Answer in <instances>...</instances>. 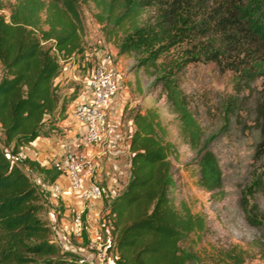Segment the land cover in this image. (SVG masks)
Listing matches in <instances>:
<instances>
[{"label": "trees", "instance_id": "1", "mask_svg": "<svg viewBox=\"0 0 264 264\" xmlns=\"http://www.w3.org/2000/svg\"><path fill=\"white\" fill-rule=\"evenodd\" d=\"M80 1L94 5V19L119 56H140L138 66L158 73L180 134L196 154L198 186L221 196L218 160L206 146L210 137L204 138L189 110L178 74L189 64L213 63L234 75L232 94L221 108L222 127L232 120L242 129L249 120L250 129L258 132L254 156L260 158L264 154V26L248 15L242 0ZM78 2L0 0V12L7 11L6 16L0 13V264H87L81 255L53 241L52 229L40 215V191L17 161L20 148L59 134V123L80 96L76 85L62 97L54 86L59 61L84 56ZM259 11L264 13V3ZM258 80L261 85L254 89ZM130 121L128 180L105 203L101 219L112 264H212L188 245L191 236L204 230L205 219L183 202L173 201L169 159L176 156V149L167 141L158 114L148 108L133 113ZM23 163L34 173H46L34 160ZM263 176L264 171L244 193L264 197ZM226 260L230 263L225 264H242L237 254H226Z\"/></svg>", "mask_w": 264, "mask_h": 264}, {"label": "rangeland", "instance_id": "2", "mask_svg": "<svg viewBox=\"0 0 264 264\" xmlns=\"http://www.w3.org/2000/svg\"><path fill=\"white\" fill-rule=\"evenodd\" d=\"M4 1L13 2V0ZM242 2L248 10V15L254 16L256 23L264 26V13L259 11L264 0H242ZM77 8L82 23L84 56L82 60L72 58L59 61L60 72L54 80L58 96L69 95L75 85L76 87L82 85V81L97 65L106 64L116 84V92L110 101L111 105L115 106L114 117L121 119L124 127L133 113H142L148 108L154 109L166 130L167 141L176 149V156L169 159L174 182L173 201L176 205L183 202L191 213H199L205 219L204 230L191 236V241L188 243L190 248L203 261L212 264L230 263L226 260L228 253L239 255L242 264H264V197L260 194L248 196L244 193L245 187L255 177L262 176L264 171V154L260 158L254 156V147L259 140L258 132L250 129L249 120H246L242 129L235 127L232 120L227 123L225 129L222 127L224 120L221 108L227 97L232 94L234 75L221 71L213 63L189 64L178 74V84L186 95L189 110L201 126L204 138L210 137L206 145L207 149L213 152L218 160L223 192L221 196H212L198 186V174L194 165L196 154L189 150L180 134L175 115L166 102L160 82L157 81L158 73L138 66L140 56L117 54L112 44L104 39L101 26L93 16L97 10L91 2L83 3L79 0ZM0 13L3 16L7 15L6 10ZM147 15L148 13H145L144 18ZM73 75L76 79L78 77L79 81L74 79ZM1 76L0 67V78ZM260 85L261 81L258 80L254 84V89H258ZM60 140L52 143V147H57V150L50 153L55 154V159L56 156L60 158L56 162L49 163L53 166L49 169V173H34L24 165V159L36 161L41 157L35 147L17 155L20 169L40 191L43 202V211L40 215L43 218L48 214L57 215L58 199L63 189L52 180L54 175L65 179L64 159L76 155L77 152L92 157L97 151L96 148L86 149L81 145L61 148L64 142ZM5 151L9 152V149ZM92 161L95 164V158ZM54 185L60 188V192L53 195L55 202L50 203L49 198L52 197L51 190ZM50 209L53 212H50ZM80 229H83V219ZM82 233L83 230L80 238L70 232L54 240L58 245L63 241L73 247L84 249L85 244L80 241ZM100 234L98 233L97 237ZM101 238L95 242L100 244ZM89 243L87 241V245ZM103 244L106 248V244ZM92 250L86 248L87 252ZM69 251L84 254L85 250L79 251L73 248ZM108 257L112 264L113 254Z\"/></svg>", "mask_w": 264, "mask_h": 264}, {"label": "crops", "instance_id": "3", "mask_svg": "<svg viewBox=\"0 0 264 264\" xmlns=\"http://www.w3.org/2000/svg\"><path fill=\"white\" fill-rule=\"evenodd\" d=\"M73 78L76 79L75 76ZM76 80H79V78L77 77ZM79 87L81 93L83 87L82 85ZM108 108L110 123L105 144L101 146V148L97 149L96 153L99 152L100 156L95 157V164L93 163V167L91 168L89 174H85L83 176V185H86L88 177L92 178L94 182L100 185L103 191V197L101 201L86 210L83 214L82 234L83 242L85 244L84 249L75 246L73 247L72 245L61 241L59 245H61L60 247L63 249L71 250L74 248L79 251H83L88 247L87 241L94 244L96 247L103 246V243H105L107 248L109 244V239L100 234L103 232L101 216L105 212V203L112 199L116 195V192L121 191L128 180L130 154L127 150V146L129 135L132 131V125L129 120L123 127L121 119H116L114 117L113 112L115 111V106H112L110 103ZM58 127L61 132L60 134L49 138H38L29 145L20 148L18 155H20L21 152H26L28 149L35 147L41 154V157L37 159L36 162L45 168L46 173H49V169L53 167L51 164L49 165V163L51 161L56 162L57 159L60 158L59 156H56L57 159H55V154L50 153V151L55 152V150H57V147H52V143L60 140L61 138L64 142V145L60 146L61 148H70L76 144L74 135L75 125L69 117L59 123ZM58 152H60V150ZM101 160L103 161L100 162ZM52 182L58 183L63 189L58 199L57 215L48 214V216L44 218L52 229V239L55 242V238H62L64 233L68 234L75 230V228L71 225V217L74 212L80 211L82 206L76 194L69 193L67 182L62 176H58L57 178V176L54 175ZM53 195L54 194H52V197L49 198L50 203L55 202ZM50 212H53V210L50 209ZM98 233L100 235L97 237ZM100 237H102V241H100L101 243L99 244L95 241H99ZM80 241L82 242V239H80ZM78 254L82 256L81 253Z\"/></svg>", "mask_w": 264, "mask_h": 264}, {"label": "built area", "instance_id": "4", "mask_svg": "<svg viewBox=\"0 0 264 264\" xmlns=\"http://www.w3.org/2000/svg\"><path fill=\"white\" fill-rule=\"evenodd\" d=\"M82 87L83 90L78 99L70 104L67 115L75 125L76 144L71 147L81 145L86 149H99L106 141L109 129L107 109L116 92L113 74L106 64L101 63L82 81ZM96 156H100L99 152L94 153L93 157ZM93 157L77 152L76 155H70L64 159L68 191L77 195L82 206L80 211L74 212L71 219V225L75 228L73 234L77 238L81 237V230H83L80 228L84 212L101 201L103 197L102 189L91 181L90 177H88L86 185H83V176L89 174L93 167ZM10 159L14 160V157L11 156ZM51 191L56 195L59 194L60 188L54 185ZM87 249L93 250L87 252L85 249L81 256L83 262L87 264H110L106 248L103 246L96 247L89 243Z\"/></svg>", "mask_w": 264, "mask_h": 264}]
</instances>
